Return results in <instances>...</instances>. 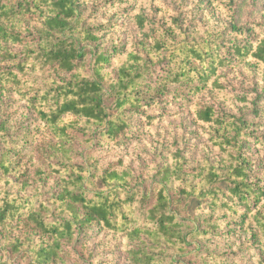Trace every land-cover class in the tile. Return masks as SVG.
Here are the masks:
<instances>
[{"label": "trees", "instance_id": "16d2710c", "mask_svg": "<svg viewBox=\"0 0 264 264\" xmlns=\"http://www.w3.org/2000/svg\"><path fill=\"white\" fill-rule=\"evenodd\" d=\"M81 1L0 0V90L13 86L40 121L39 129L28 137L50 140L45 142L48 159L60 160L50 162L46 173L38 170L58 177L57 192L47 198L38 192L22 195L26 187L21 191L23 186L17 182L20 168L16 161L21 149L0 126V223L25 216L40 239L47 238L45 244L34 246L32 251L20 252V243L14 244L12 250L24 260L30 254L29 264H51L62 242L72 241L75 233L80 235L84 228L96 224L141 243L148 239L158 249L169 246L170 256L174 257L168 260L164 249L148 253L140 249L130 253L133 264H187L180 259L188 250L200 253L195 239L210 233L217 235L211 230L217 225L209 222L215 211H223L224 219L240 218V224L264 239V184L251 176L245 152V143L252 141L257 130L253 118L259 117V109L253 107L254 115L246 121L193 102L207 91L220 95L219 71L248 59L262 71L264 85V38L254 46L247 40L250 27L232 25L227 34L216 32L200 40H187L172 28L157 32L148 18L139 15L134 21L144 38L126 53H94L90 73L84 76L75 72L86 57L81 44L95 36L78 30ZM151 33L157 35L153 40ZM31 35L33 39L20 53L10 50L9 46L24 45ZM113 61L120 62L115 74L106 71ZM43 67L55 73H70V77L66 81L50 79L44 86L24 79L29 70ZM174 100L192 109L210 145L222 154L221 160L191 171L182 154L176 152L172 170L160 168V179L147 193L128 188L130 175L126 170L94 171L90 149L124 145L135 131L140 133L161 118L162 113H153L152 109L167 108ZM131 116L139 117L141 124L137 126ZM259 142L254 140L255 144ZM82 146L86 156L82 163H76L73 155ZM170 176L180 182L175 200H171L167 186ZM15 187L20 190L14 192ZM41 210L58 212L60 216L45 220ZM205 211L210 213L208 226L203 228L195 213ZM163 254L166 256L161 257ZM198 261L234 264L228 263L224 255L211 252ZM0 264L10 263L0 256Z\"/></svg>", "mask_w": 264, "mask_h": 264}, {"label": "rangeland", "instance_id": "374dc122", "mask_svg": "<svg viewBox=\"0 0 264 264\" xmlns=\"http://www.w3.org/2000/svg\"><path fill=\"white\" fill-rule=\"evenodd\" d=\"M77 10L82 19L78 30L95 36L94 39H85L81 44L86 57L83 63L79 64L80 70L76 68L75 72L84 76L90 73L94 53L112 50L126 53L144 38L134 21V17L139 15L148 18L157 32L172 28L179 36L184 34L187 40H200L216 32L227 34L226 30L232 25L250 27L247 40L254 46L264 38V0H83ZM30 24L33 26L35 23ZM150 35L152 40L157 36L152 33ZM32 39L33 35L27 36L24 45L9 48L13 53H20ZM223 42L227 46L226 36ZM252 63L248 59L233 68L221 69L220 95L207 91L194 98L193 102L199 104V107L210 105L219 114L225 112L237 118L244 117L246 121L252 119L253 107L259 109V117L253 118L257 130L252 135V141L245 143V152L251 166V176L263 185L264 85L262 71L254 68ZM119 66V61H113L107 66L106 71L115 74ZM69 77L70 73H55L49 67L36 71L29 70L24 75L28 83L41 86L53 78L66 81ZM7 88L9 89L0 90V126L5 129L8 138L21 149L16 160L20 168L17 182L23 186L21 191L26 187L21 194L31 196L38 192L47 198L50 193L57 192L58 177L46 176L38 170L46 173L50 162L57 163L60 160L48 159L45 142L47 144L50 140L40 138L35 141L28 137V134L39 129L40 121L36 114L29 110L19 93L14 91L13 86ZM171 104L167 108L152 109L153 113H162L161 118L145 126L142 132L135 131L131 140L124 145L111 149L107 146L90 149L88 154L93 160L90 166L94 171L100 173L106 169L126 170L130 175L127 179L128 188L147 193L160 179L161 176L158 174L160 168L168 167L172 170L176 152L182 154L185 165L191 171L198 170L206 163L213 164L221 160L222 154L210 145L207 132L196 122L192 109L175 100ZM130 118L137 126L141 124L139 117ZM254 140L260 142L255 144ZM83 144L86 147L84 140ZM79 147L73 155V161L76 163H82L86 156L84 147L80 149ZM95 185L99 187L97 182ZM179 185L180 182L174 176H170L167 186L171 200L177 198ZM19 188L15 187L13 191L17 192ZM36 207L37 210L38 206ZM222 212H213L209 220L210 223L217 225L215 230L211 229L217 232V235L210 233V236L195 239L194 242L201 248L198 249L200 253L195 255L188 250L187 254L181 257V262L199 264L200 256L209 252L224 255L228 263L234 264H259L264 261V239L261 235L255 237L247 225L240 224V218H222ZM41 213L45 220L60 216L58 212L51 214L41 210ZM209 213L206 211L200 215L198 212L195 213L198 214L200 226L203 228L208 226L206 220ZM255 231L257 232V229ZM46 241V237L44 240L40 239L38 231L26 221L25 216L0 223V256L3 261L10 264H29L31 259L30 254H27L25 260L21 259L20 253L12 250L14 244L20 243L19 250L23 252L32 251ZM156 246L148 239L141 243L139 239L131 238L127 234L113 233L101 225L93 224L84 228L80 235L75 233L72 241L62 242L57 259L51 264H133L130 253L140 249L146 253L159 250L163 252L164 249L167 259H174L170 256L172 250L169 246H163L161 249ZM166 255L163 254L161 257Z\"/></svg>", "mask_w": 264, "mask_h": 264}]
</instances>
